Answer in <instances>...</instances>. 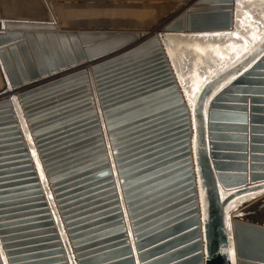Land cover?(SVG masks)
<instances>
[{
  "label": "water",
  "instance_id": "95a60500",
  "mask_svg": "<svg viewBox=\"0 0 264 264\" xmlns=\"http://www.w3.org/2000/svg\"><path fill=\"white\" fill-rule=\"evenodd\" d=\"M146 1L0 0V264H264V36L236 0L166 22L243 40L191 94L140 41L184 0L110 20Z\"/></svg>",
  "mask_w": 264,
  "mask_h": 264
},
{
  "label": "rangeland",
  "instance_id": "374dc122",
  "mask_svg": "<svg viewBox=\"0 0 264 264\" xmlns=\"http://www.w3.org/2000/svg\"><path fill=\"white\" fill-rule=\"evenodd\" d=\"M186 3L188 1H185L183 7L181 6L182 11L187 10L185 7ZM249 5L256 6V9L252 11L254 14L264 16V7L259 8L261 4L258 0L253 3L250 2ZM166 7L167 5L162 6V8L157 7L151 0H147L146 2L138 4V6H131L130 9L114 12L110 20L113 22L116 21V23L126 22L132 25H139L149 22L160 9L163 10ZM244 13L248 16L252 15L248 11H244ZM62 15L66 17L65 14ZM106 19L108 17L105 16L104 20L108 21ZM169 19L170 17L150 28L147 36L159 34L167 56L173 66L175 65L174 67L180 76L183 86L193 94L206 76L218 65L234 55L235 52L240 50L243 43L242 40L238 39L230 40L228 38L230 36L228 35L165 34L162 28ZM247 31L251 32V29L248 28ZM144 39L143 37L140 41Z\"/></svg>",
  "mask_w": 264,
  "mask_h": 264
},
{
  "label": "crops",
  "instance_id": "0c3cea01",
  "mask_svg": "<svg viewBox=\"0 0 264 264\" xmlns=\"http://www.w3.org/2000/svg\"><path fill=\"white\" fill-rule=\"evenodd\" d=\"M255 1L256 0H239L240 5H241V7L239 8V12H243L244 13V11H248L249 14L251 12L252 15H249V16H251L254 20H256L257 21V24H264V16L263 15H256V13L254 14L252 11H254L256 9V6L255 5L254 6H250L249 5L250 2L253 3ZM185 6H188V4H185ZM261 7H264V6L261 5L259 8H261ZM257 9H258V4H257ZM180 11H181V9L179 11H177V13L180 12ZM247 16L248 15H246V14H243L242 15V17H245V18ZM257 24H253L251 26V28H250L251 29V32L250 31H247L246 29H243V30L241 29V30L245 34H247L249 36H252L254 33H260L264 29V28H258L257 27ZM240 26L241 25H238V27H240ZM196 34H212V35H217V36H227L228 35V36H230V37H228L230 40H236V39L242 40L238 36H235V35H232V34H227V33L226 34H222V33L203 32V33H196ZM242 42H243V40H242ZM242 46H243V44L241 45V48H242Z\"/></svg>",
  "mask_w": 264,
  "mask_h": 264
},
{
  "label": "snow or ice",
  "instance_id": "6c2138e0",
  "mask_svg": "<svg viewBox=\"0 0 264 264\" xmlns=\"http://www.w3.org/2000/svg\"><path fill=\"white\" fill-rule=\"evenodd\" d=\"M259 3L264 6V0H259ZM241 7L240 5V2L239 0H237V24L238 25H243L245 27V29L247 30L248 28H251V26L253 24H257V21L254 20L251 16H247L246 18L245 17H242L240 12H239V8ZM257 27L258 28H264V24H257ZM232 35H235V36H238L239 33H233ZM264 36V32H260V33H254L251 37V41L252 43L254 44L255 41L259 38V37H262ZM248 45H249V41L247 39L244 40V47L245 49L248 48ZM175 66V65H174ZM249 67H251V65H249ZM247 70V69H246ZM235 79V77H234ZM245 199H252V196H246L244 198H241L240 199V203H243ZM233 206H236L235 204Z\"/></svg>",
  "mask_w": 264,
  "mask_h": 264
},
{
  "label": "bare ground",
  "instance_id": "6f19581e",
  "mask_svg": "<svg viewBox=\"0 0 264 264\" xmlns=\"http://www.w3.org/2000/svg\"><path fill=\"white\" fill-rule=\"evenodd\" d=\"M185 1L186 0H184L183 1V4L185 3ZM198 0H194V2H190V4H189V2L188 3H186V4H189L188 6H185L186 8H189L190 6H193V4L195 3V2H197ZM183 4H182V7H183ZM182 7H180L179 9H178V11L182 8ZM182 11V10H181ZM179 13V12H178ZM178 13H175V15L173 14V16H170V19L169 20H171V19H173ZM205 13V12H204ZM53 20V19H52ZM168 22V21H167ZM166 24V23H165ZM144 33V38L145 39H147V38H149V37H152V36H147V33H148V31H144L143 32ZM156 35V34H155ZM88 68V67H87ZM1 98V97H0ZM1 101V100H0Z\"/></svg>",
  "mask_w": 264,
  "mask_h": 264
},
{
  "label": "built area",
  "instance_id": "2783aa9c",
  "mask_svg": "<svg viewBox=\"0 0 264 264\" xmlns=\"http://www.w3.org/2000/svg\"><path fill=\"white\" fill-rule=\"evenodd\" d=\"M15 92H17V93H15ZM19 92H20L19 90H16L13 92L2 93V94H0V97H1L0 100H10L12 93L18 95Z\"/></svg>",
  "mask_w": 264,
  "mask_h": 264
}]
</instances>
